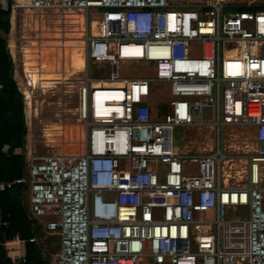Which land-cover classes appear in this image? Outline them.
<instances>
[{
  "label": "built area",
  "instance_id": "built-area-1",
  "mask_svg": "<svg viewBox=\"0 0 264 264\" xmlns=\"http://www.w3.org/2000/svg\"><path fill=\"white\" fill-rule=\"evenodd\" d=\"M10 9L60 24L68 11L83 13L95 28L85 38L87 59L107 65L97 76L86 69L72 94L62 85L40 104L39 94L18 84L34 111L25 118L26 171L0 181V192L27 189L30 217L59 237L51 264H264V8L224 0H13ZM11 37L22 39L16 31ZM17 60V82L24 81ZM127 61L153 62L154 72L122 77ZM160 83L171 99L158 117L152 93ZM60 106L74 109L62 123L84 128L80 154L38 148L42 113ZM203 108L212 110L209 123ZM191 125L217 135L222 125L254 128L245 183L224 177L219 137L210 152L175 150L173 130Z\"/></svg>",
  "mask_w": 264,
  "mask_h": 264
},
{
  "label": "rangeland",
  "instance_id": "rangeland-1",
  "mask_svg": "<svg viewBox=\"0 0 264 264\" xmlns=\"http://www.w3.org/2000/svg\"><path fill=\"white\" fill-rule=\"evenodd\" d=\"M178 4H185L191 2H211L213 0H174ZM226 4L233 7L240 6H253L264 8V0H224ZM40 19V25L36 19ZM41 17V18H40ZM66 17V15H64ZM57 20V19H56ZM85 20V19H84ZM94 20L89 19L85 22V34L86 36L95 32L93 27ZM48 26L49 29L43 28ZM64 27L65 24H60V21H55L53 16H37L32 11H25L23 15H18L15 20V26H10V30L7 34V45L9 46L10 53L12 49L10 42L14 45L12 35L16 31L17 35L22 37L23 42L19 43V54L22 55L23 66L26 73V79L24 83H28L35 87V91L38 92L39 101L36 104H40L45 96L53 94L57 91L59 86L64 85L65 91L72 94L74 88H77L81 79L84 78L85 70L87 69L89 74L97 76L106 70L107 65H97L87 59L86 49L84 41H79L80 46L73 45L71 41L72 35L76 32L68 31V39L66 41L61 40L58 32V28ZM71 26H76L75 22ZM73 28V27H71ZM12 31V32H11ZM21 44V45H20ZM19 58V55H18ZM19 64H22L19 61ZM18 72L22 75V67H19ZM153 62L144 61H127L122 62L119 67V73L122 77H137V76H152ZM18 79V74H17ZM19 84V80L17 82ZM21 90L22 86L19 84ZM32 89V88H31ZM70 96V95H69ZM152 96L153 101L159 104L158 111H154L155 116L158 117L167 111L171 95L169 92V85L166 83H160L154 85ZM24 100V115L31 114L32 108L30 102L27 99ZM61 105V103L59 102ZM37 111V108L35 109ZM35 111V112H36ZM74 109L70 107H64L60 110L56 107L54 115L48 116L46 113L41 115V126H36L34 133L37 140L38 148L40 152H58L65 154H77L83 152L84 140L82 138H76L82 131L83 126L77 124H64L62 122V114L70 115ZM70 113V114H69ZM202 117L208 123L213 120L211 108L202 109ZM74 136V138H73ZM219 137L221 150L225 152L226 158L222 164L224 170V177L228 179L230 185H237L245 183V174L248 169L247 156L252 152L255 146L254 128L242 125L227 126L222 125L220 127L219 135H217L214 129L210 126H178L173 130L172 138L174 140L175 150L177 152H210L215 149L217 139ZM30 143V128L27 129L24 150L27 151ZM25 158V157H24ZM26 193H23L22 199L24 205L26 204ZM107 197H110L106 194ZM244 208L239 207L237 213H244ZM231 217L232 214H229ZM42 236L38 241L42 246L44 253L50 257L52 253L49 251L54 247L57 251L59 249V237L56 233L48 234L42 232ZM52 258V256H51Z\"/></svg>",
  "mask_w": 264,
  "mask_h": 264
},
{
  "label": "trees",
  "instance_id": "trees-1",
  "mask_svg": "<svg viewBox=\"0 0 264 264\" xmlns=\"http://www.w3.org/2000/svg\"><path fill=\"white\" fill-rule=\"evenodd\" d=\"M0 8V181L12 180L25 174L24 143L26 123L23 95L15 79L12 55L7 45V34L11 25L12 0ZM240 9H258L240 6ZM22 185H13L0 192V213L9 226L0 227V264H12L7 256L4 241L17 236L26 246L29 264H48L37 242L39 226L29 219L23 203Z\"/></svg>",
  "mask_w": 264,
  "mask_h": 264
},
{
  "label": "crops",
  "instance_id": "crops-1",
  "mask_svg": "<svg viewBox=\"0 0 264 264\" xmlns=\"http://www.w3.org/2000/svg\"><path fill=\"white\" fill-rule=\"evenodd\" d=\"M13 1V0H12ZM11 1V2H12ZM6 7V3L4 2V1H0V8H5ZM25 11H27V10H20V11H18L17 12V14L15 15V13L14 12H12L11 11V25L10 26H15V20L17 19V17H18V15H23L24 13H25ZM30 11V10H29ZM41 18V17H40ZM35 19L37 20V21H39L38 23L41 25H44L43 23H40V19H37L36 17H35ZM55 21H59L58 19L57 20H55ZM74 22L76 23V21H75V19H74ZM71 27H73V28H71ZM70 28H62V27H60L59 26V28H58V32H59V36H60V38H61V40H65L66 41V39H68L69 37H68V35L69 34H67L68 33V31H73V32H76L77 33V29H78V27L77 26H71ZM43 28H47V29H49V27L48 26H43ZM0 34H1V32H0ZM22 38V37H21ZM24 40L23 39H21L20 40V42L19 43H21V42H23ZM71 41H72V43H73V45H75V46H80V42L79 41H82L80 38H79V36H78V34L76 35V39H75V35H72V37H71ZM19 43H14V45L10 42V46H11V48L10 49H12L11 51H12V53L13 54H11L12 55V61H13V66H14V73H15V79H16V82H17V70L15 69V65H14V62L15 61H18L17 60V56H15V54H14V52L16 51V52H19V48H20V46H19ZM86 43H85V41H84V45H85ZM21 45V44H20ZM9 47V46H8ZM16 48H17V50H16ZM18 55H19V59H20V61L22 62V64H20L21 66H23V60L21 59L22 58V55L20 56V54L18 53ZM25 68H24V66H23V70H24ZM24 73H25V71H24ZM25 76H26V73H25ZM27 80V79H26ZM18 84V83H17ZM19 84L22 86V88L23 89H26V86L25 85H27L28 83H24L23 84V81L20 79L19 80ZM29 86H30V88H32L33 90V92L36 94H38V92L37 91H35L36 89H35V87H33L32 85H30V84H28ZM1 87V86H0ZM27 95L29 96V97H31V95H29V93H27ZM39 101V100H38ZM37 101V102H38ZM29 102V101H28ZM36 102V103H37ZM152 104H153V106H154V111H158V109H159V104L158 103H156L155 101H153L152 102ZM69 155V154H68ZM22 192V196H23V193H26V195H27V189L23 186V190L21 191ZM21 201H22V203H23V199H22V197H21ZM23 206H24V209H25V211H26V213H27V215H28V217H29V219H31V220H33L31 217H30V214H29V210H28V203H27V196H26V204L24 205V203H23ZM3 223H6V225L7 226H5ZM38 226H39V231H38V233H37V236H36V238H37V242H38V245H39V248H40V250H41V252H42V255H43V257L45 258V259H47L48 260V264H51V261H52V258H51V256L53 255V253L54 252H56V251H54L55 249L54 248H56V247H54L52 250H50L49 251V254L50 253H52V255L49 257L46 253H44L43 252V250H42V246L40 245V243H39V241H38V239H39V237L40 236H42L41 234H42V232H47L41 225H39L38 223H36ZM1 226H3V227H8L9 226V223H8V221H3L2 220V216H1V213H0V227ZM48 233V232H47ZM48 234H50V233H48ZM3 245H4V247H5V249H6V252H7V256L11 259V261H12V264H20V262H19V259L21 258V257H26V253H27V251H26V246H25V243H24V241H22V240H20L17 236H14V237H12L11 239H7V240H5L4 241V243H3ZM58 246H59V244H58Z\"/></svg>",
  "mask_w": 264,
  "mask_h": 264
},
{
  "label": "bare ground",
  "instance_id": "bare-ground-1",
  "mask_svg": "<svg viewBox=\"0 0 264 264\" xmlns=\"http://www.w3.org/2000/svg\"><path fill=\"white\" fill-rule=\"evenodd\" d=\"M65 15H66V17H65L66 24H65L64 28H70L71 25L74 22V19H75V21H76L75 24L78 27L77 34H78L79 38L82 41H84L82 39L83 36H84V34H85V20H84L83 13H81V12H70V11H68L67 13H65ZM84 76H85V73H84ZM73 138H74V136H73ZM76 138L77 139L78 138H82L84 140V129H83V131L78 136H76ZM77 154H80V153H77ZM77 154H74V155H77Z\"/></svg>",
  "mask_w": 264,
  "mask_h": 264
}]
</instances>
